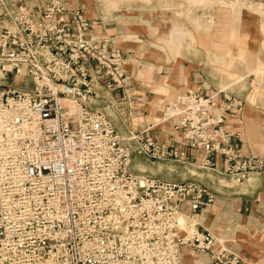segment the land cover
Returning <instances> with one entry per match:
<instances>
[{"label": "built area", "instance_id": "obj_1", "mask_svg": "<svg viewBox=\"0 0 264 264\" xmlns=\"http://www.w3.org/2000/svg\"><path fill=\"white\" fill-rule=\"evenodd\" d=\"M247 1L264 14V0ZM35 2L0 0V264H186V251L242 264L199 223L215 202L207 187L136 174L133 156L202 154L209 170L219 157L246 181L264 159L227 123L246 101L202 85L152 121L134 117L132 52L77 0ZM113 99L107 108L131 118L126 133L102 107Z\"/></svg>", "mask_w": 264, "mask_h": 264}, {"label": "rangeland", "instance_id": "obj_2", "mask_svg": "<svg viewBox=\"0 0 264 264\" xmlns=\"http://www.w3.org/2000/svg\"><path fill=\"white\" fill-rule=\"evenodd\" d=\"M108 1L110 0H85L84 3V0H81L80 4L86 8V13L92 18L95 16L94 9L99 6L105 16H111L112 20L114 19L121 26L120 36L117 38L118 45L125 51L132 52L129 67L135 78L134 91L144 95H135L133 106L137 110L134 111V117L147 115L146 120L152 121L153 114L158 109L162 110L196 78L206 82L207 87L218 86L219 90L225 92L232 89L239 92L247 90L248 98L253 103L264 93V14L251 3L246 2L233 8L234 4L224 6L225 3H231L224 0H212L211 3H199L195 0H111L118 4L113 6L116 8L113 9L110 8L112 6ZM240 3H243V0ZM219 9L228 13L241 11L242 18H237L235 15L230 17L231 26H236L238 23L242 25L245 22L247 26L253 25L250 28L254 31L256 29L261 32L258 37L255 36V41L250 45L234 43V47L231 48L232 54L231 50L222 52L228 62L233 59L230 67L214 66L215 64L210 63L206 48L200 42V38H207L215 33L220 16ZM246 13H251L253 16H245ZM196 20H200L204 28H197ZM176 27L178 31L191 32L196 41L192 42L190 36H185L183 47L179 51L168 46L164 36L172 33ZM113 32L109 31L110 34ZM160 56L168 60L158 61ZM258 60L262 61L258 66L263 65V70L256 69L253 74L251 71L256 67ZM149 67H153L152 75L149 78L143 77L142 73ZM174 68L177 73L185 74V71H188L190 75L188 82L183 76H178L174 84H169L163 76L170 75ZM113 102L119 103L113 99L102 107L106 108L105 112L121 132L126 133L125 125L131 122V118L128 116L122 118L114 109L107 108ZM133 158V171L136 174L168 183L181 184L191 181L205 185L208 183L203 180V174L210 170L202 160L187 163L173 158L157 160L137 151ZM199 158L202 159L201 156ZM223 178L227 179L223 183L225 185L229 184L228 182L232 184L244 182H238L237 179L225 174Z\"/></svg>", "mask_w": 264, "mask_h": 264}, {"label": "crops", "instance_id": "obj_3", "mask_svg": "<svg viewBox=\"0 0 264 264\" xmlns=\"http://www.w3.org/2000/svg\"><path fill=\"white\" fill-rule=\"evenodd\" d=\"M32 4H36L31 0ZM79 3L81 0H77ZM199 3H211L212 0H195ZM241 1V0H240ZM249 1H244L246 3ZM84 3L85 0H84ZM96 3V2H95ZM250 3V2H249ZM88 4V3H87ZM113 9V6L118 5L115 1H108ZM243 5V4H242ZM253 5V4H252ZM241 6V5H240ZM256 7L255 5H253ZM95 16L92 18L87 16L99 24L95 27L98 33L108 34L116 40L120 36L121 26L118 22L112 20V17L104 15V12L97 6L95 9ZM231 11V10H230ZM236 11V10H235ZM238 11V10H237ZM117 13V12H114ZM113 13V14H114ZM219 20L216 23V31L207 38H200L202 46L206 48L208 60L214 66H231V61L222 54V52L230 51L234 43L242 44L244 46L250 45L255 41V36L260 35L259 31H254L247 26L245 22L242 25L238 23L236 26H231L229 23L230 17L235 15L237 18H242L241 11L230 13L219 9ZM245 16L252 17L251 13H246ZM117 20V17L115 18ZM197 28H204V24L200 20H196ZM109 31H114L110 34ZM262 35V34H261ZM185 36H190L191 41L195 42L191 32L178 31L177 27L172 33L164 36L165 42L168 46L175 48L177 51L183 47V40ZM167 39V40H166ZM232 54V50L230 51ZM154 56V55H153ZM132 55H129V60ZM242 57V56H241ZM158 61H167L165 57H158ZM261 60L256 62V67L251 71L253 74L256 69L263 70ZM258 66V67H257ZM219 69V67H214ZM129 73L133 77V84L135 86V78L133 71ZM153 67L147 68L142 74L143 77H150L152 75ZM135 73V72H134ZM140 76V75H139ZM178 76H183V79L188 82L189 74L177 73L174 68L172 73L168 76H163L167 79L169 84H174ZM188 88L202 86L207 87L206 82L194 79ZM242 80V79H241ZM240 81V80H239ZM210 86H208L209 88ZM184 88V87H183ZM233 88V87H232ZM210 89L219 90L218 86L210 87ZM135 90V87H134ZM133 93L135 95L144 96L143 94ZM143 91V90H142ZM226 93L241 98L246 101L245 107L237 115L228 118V126L232 132L240 134L239 145L248 153L264 159V93L256 99L255 103L251 102L247 95V90L239 92L236 89L227 91ZM194 155L193 151L189 152ZM199 156L202 157V154ZM200 158H198L199 160ZM215 166L210 168V171L203 174V180L208 183L201 184L208 188V190L215 196V202L208 208L204 209L199 223L205 228L212 231L224 244L234 253L238 254L242 259V264H264V172L254 173L250 175L249 179L243 183H231L225 185L227 179L223 178L225 171V162L221 158L213 159ZM186 213L189 208L186 207ZM187 252V251H186ZM193 264H207L208 257L197 256L191 253ZM204 262V263H203Z\"/></svg>", "mask_w": 264, "mask_h": 264}, {"label": "bare ground", "instance_id": "obj_4", "mask_svg": "<svg viewBox=\"0 0 264 264\" xmlns=\"http://www.w3.org/2000/svg\"><path fill=\"white\" fill-rule=\"evenodd\" d=\"M229 4H234V5H233V8H237V7H239V6H238L239 4L242 5V4H244V3H240V1H236V2L231 1V3H225L224 6H227V5H229ZM234 10H236V9H234ZM172 101H173V100H172ZM135 122H136V121H135ZM181 222H185V217H181ZM192 258H194V257L192 256L191 252H189V251L185 252V254H184V259H185V263H186V264H193V262H192ZM195 260H196L197 264H199V262H198V260H197L196 258H195ZM203 263H204V262H203ZM47 264H52V263H47Z\"/></svg>", "mask_w": 264, "mask_h": 264}]
</instances>
